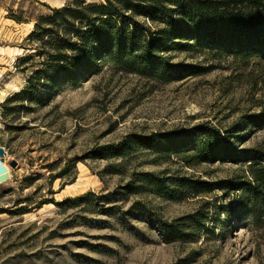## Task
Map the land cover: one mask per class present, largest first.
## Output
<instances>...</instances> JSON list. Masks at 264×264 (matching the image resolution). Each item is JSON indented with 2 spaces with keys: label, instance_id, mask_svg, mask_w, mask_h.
Here are the masks:
<instances>
[{
  "label": "rangeland",
  "instance_id": "374dc122",
  "mask_svg": "<svg viewBox=\"0 0 264 264\" xmlns=\"http://www.w3.org/2000/svg\"><path fill=\"white\" fill-rule=\"evenodd\" d=\"M70 1L0 0V146L10 169L0 182V264H264V210L250 220L237 208L240 192L180 189L177 199H166L123 189L142 171L242 181L247 159L186 166L144 150L111 172L120 160L101 157L103 146L129 134L204 122L229 132L237 148L264 152V59L175 51L174 62L207 70L160 82L106 63L76 86L44 82L40 97L14 99L43 68L41 56L21 59L38 48L28 39L34 23ZM247 3L238 8L252 10ZM60 172L64 180H51ZM196 212L204 229L186 223L191 239L165 241L162 221Z\"/></svg>",
  "mask_w": 264,
  "mask_h": 264
},
{
  "label": "trees",
  "instance_id": "16d2710c",
  "mask_svg": "<svg viewBox=\"0 0 264 264\" xmlns=\"http://www.w3.org/2000/svg\"><path fill=\"white\" fill-rule=\"evenodd\" d=\"M247 1L102 0L88 3L72 0L51 9L50 14L41 15L34 23L28 39L38 42V48L21 59L41 56L43 68L35 70L28 85L14 99L40 97L46 82L64 81L76 86L89 75L98 73L106 63L160 82L181 80L207 70L195 64L174 62L170 53L175 51L205 50L238 57L245 62L254 57L264 59V1ZM244 3L253 9L238 8ZM259 118L251 120L257 123ZM101 150L102 158L120 160L109 165L111 172H120L126 157L144 150L162 159L174 155L186 166L245 158L249 162L248 175L242 181L220 179L207 183L186 176L142 171L131 174L123 189L131 194H142L150 189L166 199H177L176 190L180 189L196 195L214 189L226 194L240 192L237 208L248 213L250 220L258 222L263 213L259 209L264 210V152L256 148H237L229 132L207 122L177 132L129 134L118 144L103 146ZM50 178L64 180L61 172L51 174ZM74 178L75 175L70 182ZM197 215L198 212L172 222L162 221L165 241L191 239V232L184 226L186 223L198 230L204 229Z\"/></svg>",
  "mask_w": 264,
  "mask_h": 264
},
{
  "label": "water",
  "instance_id": "95a60500",
  "mask_svg": "<svg viewBox=\"0 0 264 264\" xmlns=\"http://www.w3.org/2000/svg\"><path fill=\"white\" fill-rule=\"evenodd\" d=\"M4 155V148L2 146H0V182L6 180L9 178V173L7 171V168L6 166L3 164V160H2V157ZM10 165L12 167L15 166V161H12L10 163Z\"/></svg>",
  "mask_w": 264,
  "mask_h": 264
},
{
  "label": "bare ground",
  "instance_id": "6f19581e",
  "mask_svg": "<svg viewBox=\"0 0 264 264\" xmlns=\"http://www.w3.org/2000/svg\"><path fill=\"white\" fill-rule=\"evenodd\" d=\"M3 164L6 166L7 171H8V173L10 174V169L8 168V166L6 165V163L3 162Z\"/></svg>",
  "mask_w": 264,
  "mask_h": 264
}]
</instances>
